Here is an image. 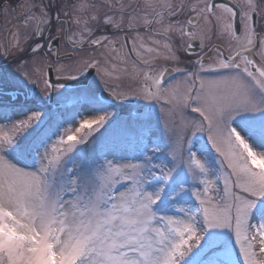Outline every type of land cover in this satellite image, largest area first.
<instances>
[{"label": "snow or ice", "instance_id": "6c2138e0", "mask_svg": "<svg viewBox=\"0 0 264 264\" xmlns=\"http://www.w3.org/2000/svg\"><path fill=\"white\" fill-rule=\"evenodd\" d=\"M16 12L0 264H264V0H0Z\"/></svg>", "mask_w": 264, "mask_h": 264}, {"label": "flooded vegetation", "instance_id": "af4514ba", "mask_svg": "<svg viewBox=\"0 0 264 264\" xmlns=\"http://www.w3.org/2000/svg\"><path fill=\"white\" fill-rule=\"evenodd\" d=\"M240 2L245 3L246 0H240ZM12 3H13V5H15L17 3V0H12ZM17 15H18V12L12 13L10 15V17H8L7 19L3 15H0V28H3L6 24L8 27H11L12 24H15L17 21L14 19V17ZM9 20H11V23L8 22ZM141 31H143V30H141ZM214 42L221 43V44L223 43L222 41H214ZM156 63L161 64V63H163V61H156ZM141 67H144V66H141ZM129 70H131V64H129ZM177 77L178 76L176 73H172L170 78L174 80ZM125 83H127V81H125Z\"/></svg>", "mask_w": 264, "mask_h": 264}, {"label": "rangeland", "instance_id": "374dc122", "mask_svg": "<svg viewBox=\"0 0 264 264\" xmlns=\"http://www.w3.org/2000/svg\"><path fill=\"white\" fill-rule=\"evenodd\" d=\"M178 78V77H177ZM177 78H175V79H177ZM174 79V80H175ZM87 118H92V117H87ZM79 125H78V123L77 124H75V125H73V128H75V127H78ZM95 127V126H94ZM85 131H87V129H85ZM74 135H77V137L80 135V134H76V133H73ZM97 135H99V134H97ZM80 148H82L83 149V153L84 154H91V152H92V144L91 143H89V144H84V145H80L79 146Z\"/></svg>", "mask_w": 264, "mask_h": 264}]
</instances>
